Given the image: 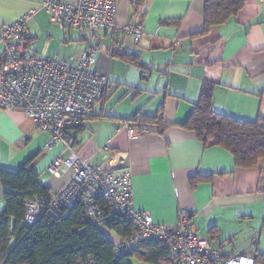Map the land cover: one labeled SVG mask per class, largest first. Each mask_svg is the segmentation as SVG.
I'll return each mask as SVG.
<instances>
[{"label": "crops", "instance_id": "crops-1", "mask_svg": "<svg viewBox=\"0 0 264 264\" xmlns=\"http://www.w3.org/2000/svg\"><path fill=\"white\" fill-rule=\"evenodd\" d=\"M42 1L0 0V28L36 8L25 24L26 54L79 55L90 40L98 48L93 69L109 85L86 125L53 143L21 111L0 110V169L16 170L34 156L39 182L54 193L73 171L55 177L47 167L73 152L103 169L128 170L133 208L149 212L154 223L173 225L189 210L201 235L223 254L264 253V158L254 168L236 167L229 150L204 146L182 127L207 87L214 111L264 122V6L246 0L234 19L201 33L207 0H144L145 34L135 41L123 32L62 30L48 19ZM115 4L117 26L130 23L133 1ZM174 39L180 42L176 49ZM2 50L0 43V57ZM123 51L137 55L141 67L120 59ZM159 110L170 123L162 134L143 130L129 136L122 127L125 122L134 127L135 115ZM4 206L0 184V210Z\"/></svg>", "mask_w": 264, "mask_h": 264}, {"label": "built area", "instance_id": "built-area-1", "mask_svg": "<svg viewBox=\"0 0 264 264\" xmlns=\"http://www.w3.org/2000/svg\"><path fill=\"white\" fill-rule=\"evenodd\" d=\"M264 6V0H257ZM141 1L133 13L132 21L117 26L114 0H43L41 8L48 19L60 29L123 32L139 41L145 34L141 23ZM37 12L36 8L0 28V110H18L33 120L37 128L48 132L51 143L64 139L67 131L86 125L93 108L108 88L105 76L93 69L98 48L90 40L79 55L58 52L50 57L27 55L23 35L25 24ZM174 49L180 47L172 40ZM129 136L141 132L124 123ZM71 169L73 175L58 191L47 196H35L25 202L23 226L35 224L49 208H71L79 203L89 220L101 230L106 220L125 216L136 232L122 240L111 237L117 253L132 252L146 241H161L169 247L174 264H254L252 252L224 256L220 249L199 232L196 223L182 210L173 225L154 223L149 212L133 208L131 173L128 170L103 169L71 153L57 157L47 167L55 177ZM0 264L2 261L0 260Z\"/></svg>", "mask_w": 264, "mask_h": 264}, {"label": "trees", "instance_id": "trees-1", "mask_svg": "<svg viewBox=\"0 0 264 264\" xmlns=\"http://www.w3.org/2000/svg\"><path fill=\"white\" fill-rule=\"evenodd\" d=\"M130 1H133L135 10L144 0ZM245 2L207 0L201 33L234 19ZM118 57L141 67L138 56L133 53L123 51L118 53ZM130 122L136 129L159 134L170 125L164 121L160 110L149 116L135 115ZM182 127L194 131L204 146L222 145L229 150L236 167L254 168L264 158V122L261 119L239 121L214 111L208 87L201 91L198 102ZM33 160L34 156L16 170L0 169L5 203L0 210L2 264H132V260L147 264H174L169 247L156 240L142 242L132 252L117 253L108 234L105 235L89 220L79 203L68 209L49 208L35 224L23 226L25 202L35 196L50 195L48 187L39 182L31 166ZM187 211L192 219L193 215ZM104 228L122 240L136 232L132 221L125 216L106 220ZM253 255L254 264H264V253L256 251Z\"/></svg>", "mask_w": 264, "mask_h": 264}, {"label": "rangeland", "instance_id": "rangeland-1", "mask_svg": "<svg viewBox=\"0 0 264 264\" xmlns=\"http://www.w3.org/2000/svg\"><path fill=\"white\" fill-rule=\"evenodd\" d=\"M203 236H206V235L203 234ZM134 264H147V263H144V262L143 263L134 262Z\"/></svg>", "mask_w": 264, "mask_h": 264}]
</instances>
